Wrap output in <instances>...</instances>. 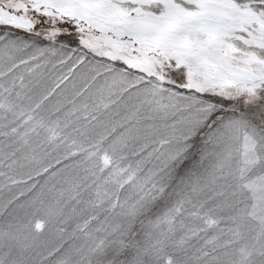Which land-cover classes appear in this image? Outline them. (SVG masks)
Wrapping results in <instances>:
<instances>
[{
	"label": "snow or ice",
	"instance_id": "6c2138e0",
	"mask_svg": "<svg viewBox=\"0 0 264 264\" xmlns=\"http://www.w3.org/2000/svg\"><path fill=\"white\" fill-rule=\"evenodd\" d=\"M0 264H264V0H0Z\"/></svg>",
	"mask_w": 264,
	"mask_h": 264
}]
</instances>
